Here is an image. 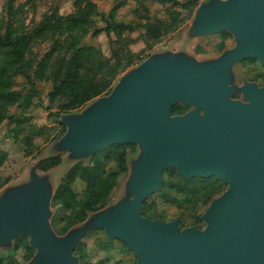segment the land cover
Instances as JSON below:
<instances>
[{
	"label": "water",
	"instance_id": "95a60500",
	"mask_svg": "<svg viewBox=\"0 0 264 264\" xmlns=\"http://www.w3.org/2000/svg\"><path fill=\"white\" fill-rule=\"evenodd\" d=\"M230 33L235 46L212 61L183 53L153 55L124 75L105 97L64 118L58 147L83 159L113 145L139 150L127 198L58 237L49 224L51 187L37 174L0 196V248L20 237L35 251L28 264H77L81 237L98 228L123 242L137 264H264V87L233 83L244 60L264 67V0H213L200 5L189 38ZM241 95L243 102L232 97ZM191 108L184 115L171 110ZM166 169L184 180L214 178L226 190L206 209L203 230L179 229L141 216Z\"/></svg>",
	"mask_w": 264,
	"mask_h": 264
},
{
	"label": "rangeland",
	"instance_id": "374dc122",
	"mask_svg": "<svg viewBox=\"0 0 264 264\" xmlns=\"http://www.w3.org/2000/svg\"><path fill=\"white\" fill-rule=\"evenodd\" d=\"M88 2L96 5L98 13H107L110 9L120 4L116 20L130 24L135 29L131 32L126 31L123 34L124 44L135 57L133 59L135 64L116 78L111 91L124 75L137 68L153 55H161L168 52L183 53L198 62H205L217 59L223 52L235 46L234 37L227 32L197 38H189L188 36L198 7L200 5H209L213 0H168L165 3L153 0L145 2L143 0H0V35H4L7 30H14L17 33H31L45 19L49 18L52 13L55 12L59 16L68 17L83 9ZM98 19L99 17L94 18L95 21ZM149 22L154 25L159 22L168 26L170 24H176L178 27L152 43V40L145 38V30L143 28ZM98 26L102 28L103 25L100 22ZM83 44L96 47L105 58L111 56L109 39L103 33L99 34L97 38H93L89 34L83 41ZM50 47L51 41L49 37L35 39L31 44L30 51L26 55L28 67L26 65L23 69L32 79L37 94L30 92L29 86L23 78L21 71L15 72L14 70L9 72L7 89L0 92L1 95L6 97L12 94L15 98L14 102L7 104L4 101L0 102V115L2 116V120L0 121V150L7 155V160L0 168V196L7 188L26 182L30 170L37 166V174L39 176H47L51 187L52 199L49 210V224L56 236L63 237L70 230L80 227L94 215L113 208L121 200L127 198L126 183L129 177L130 166L137 159L139 150L136 146L132 145H113L83 159H72L67 152L60 151L58 144L67 132V127L64 125V118L81 114L94 102L107 95L92 100L72 113L61 114L60 116L50 115V111H46V108L49 107L48 95L52 91L53 85L45 75H39L37 73L39 63L49 53ZM1 57L0 55V60ZM137 58L138 60L136 61ZM232 76L233 83L237 87H241L244 83H254L260 88L264 87V67L257 60L247 59L237 63L232 68ZM232 99L243 102L241 95L233 96ZM57 105L58 103L56 102L54 106ZM181 107L186 109L185 113L191 110V108ZM56 111V109L52 110V112ZM118 146L127 147V172L119 175L116 186L110 192L102 208L93 213H89L83 222L71 227L64 234H61L58 230L63 227L64 220L70 214V211L53 201V197L67 172L77 165L86 166L90 164L93 156L97 154L100 155V161L105 166V173L115 170L116 163L106 152H109L110 148ZM54 157L61 159L58 167L48 172H42L38 169L40 161ZM169 172L176 171L166 169L162 174V182L163 179H168V181L175 183V176L168 175ZM222 184L224 192L227 187L224 183ZM71 188L79 204H83L90 198L87 185L84 181L79 179L75 180ZM157 192L148 196L143 204L146 202L150 205L154 202L156 205L155 210L163 216V219L159 221L169 223L178 220L180 230L187 228L203 230L206 227V223L201 220L202 215L213 200L223 193L216 195L206 209L195 210L193 204H186L180 198L177 199L178 203L175 205H161L160 199L156 194ZM198 217L199 224H196L195 227L184 228L181 224L182 222L194 224ZM18 239L11 241L6 247L0 248V254L5 256L9 255L13 251L15 242ZM78 246L82 248L84 262L88 264H137V257L133 251L123 242L108 238L105 232L98 228L87 231L81 237L73 251L72 256L77 259V264H80L79 257L76 255ZM25 256V252L19 250L15 256L11 257V260L16 264H28L33 256L27 262Z\"/></svg>",
	"mask_w": 264,
	"mask_h": 264
},
{
	"label": "trees",
	"instance_id": "16d2710c",
	"mask_svg": "<svg viewBox=\"0 0 264 264\" xmlns=\"http://www.w3.org/2000/svg\"><path fill=\"white\" fill-rule=\"evenodd\" d=\"M145 1L151 0H143V2ZM153 1L168 2V0ZM119 6L120 4L107 13H98L96 5L88 2L83 9L68 17L52 13L31 33L7 30L4 35H0V55L2 56L0 60V92L7 89L9 72L14 70L15 72L21 71L30 92L37 94L32 79L23 68L26 65L28 67L26 55L30 51L32 42L35 39L49 37L50 51L39 63L37 73L45 75L53 85L52 91L48 95L49 107L46 108V111H50V115L60 116L72 113L92 100L108 95L116 78L135 64L133 61L135 57L125 46L123 38L124 32H131L135 29L130 24L116 20ZM95 17H99V19L95 21ZM100 22L103 25L102 28L98 26ZM177 27L176 24L168 26L162 22L155 23V25L149 22L143 26L145 38L152 40V43L161 36L174 31ZM101 33L109 39L111 46L109 58H105L96 47L83 44L89 34L91 37L97 38ZM2 101L7 104L14 102L15 98L12 94L7 97L0 94V102ZM56 102L58 105L54 106ZM54 109L57 111L52 112ZM185 112L186 109L181 106H174L171 110V114L175 116L183 115ZM1 120L2 116L0 115ZM126 148L125 146L112 147L109 152H106L116 163V169L108 173L104 172L105 166L102 165L99 154L93 156L90 164L77 165L67 172L53 197V201L70 211L64 220L63 227L58 230L61 234L83 222L89 213H93L105 205L107 197L117 184L119 175L127 172ZM6 160V153L0 150V168ZM60 163L59 157L44 159L39 162L38 169L48 172L58 167ZM168 175L175 176L176 182L163 179L161 189L156 193L161 205H175L178 203L177 199L180 198L186 204H193L195 210L206 209L215 196L223 192V184L214 179L182 180L176 172H169ZM77 179L86 183L90 194V198L83 204L77 202L71 188ZM155 208L154 202L150 205L145 202L141 215L152 221L162 220L163 216L158 214ZM181 224L184 228L195 227L196 224H199V217L196 218L194 224L187 222ZM19 250L25 252L26 262L34 254L28 245V239L20 238L15 242L13 251L9 255L0 254V264H16L11 260V257L15 256ZM76 255L79 257L80 264H88L84 262L80 246L76 249Z\"/></svg>",
	"mask_w": 264,
	"mask_h": 264
}]
</instances>
